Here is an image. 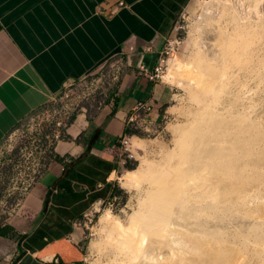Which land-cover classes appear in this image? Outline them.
Instances as JSON below:
<instances>
[{"label":"rangeland","instance_id":"1","mask_svg":"<svg viewBox=\"0 0 264 264\" xmlns=\"http://www.w3.org/2000/svg\"><path fill=\"white\" fill-rule=\"evenodd\" d=\"M164 51L180 102L132 142L83 264H264V0H193Z\"/></svg>","mask_w":264,"mask_h":264},{"label":"crops","instance_id":"2","mask_svg":"<svg viewBox=\"0 0 264 264\" xmlns=\"http://www.w3.org/2000/svg\"><path fill=\"white\" fill-rule=\"evenodd\" d=\"M192 3L0 0V157L11 134L66 84L107 63L124 67L117 82L106 71L103 94L98 92L103 105L83 104L57 159L17 216L0 229V264L84 263L91 215L113 203L123 188L118 162L128 116L138 102L154 107L143 131L132 137L138 147L134 139L156 132L180 102L173 82H152L139 67L154 71Z\"/></svg>","mask_w":264,"mask_h":264},{"label":"built area","instance_id":"3","mask_svg":"<svg viewBox=\"0 0 264 264\" xmlns=\"http://www.w3.org/2000/svg\"><path fill=\"white\" fill-rule=\"evenodd\" d=\"M165 54L168 53L163 51L153 72L141 65L140 74L152 82L162 81L160 66L164 62ZM123 68L107 63L80 81L66 84L61 93L50 96L29 122L11 134L9 143L0 157V229L17 216L25 197L57 159L58 147L67 140L70 126L75 122L83 104L87 101H97L101 103L100 106L103 105L98 92L102 91L103 94V76L107 75L106 71L108 70L117 82ZM153 111L151 104L141 101L128 116L126 125L129 134L120 141L121 155L118 164L121 168L129 167L135 160L132 137L143 131L144 122Z\"/></svg>","mask_w":264,"mask_h":264},{"label":"bare ground","instance_id":"4","mask_svg":"<svg viewBox=\"0 0 264 264\" xmlns=\"http://www.w3.org/2000/svg\"><path fill=\"white\" fill-rule=\"evenodd\" d=\"M130 182L132 183L133 181L130 180ZM121 227V226H120Z\"/></svg>","mask_w":264,"mask_h":264},{"label":"trees","instance_id":"5","mask_svg":"<svg viewBox=\"0 0 264 264\" xmlns=\"http://www.w3.org/2000/svg\"><path fill=\"white\" fill-rule=\"evenodd\" d=\"M0 234H3L2 232Z\"/></svg>","mask_w":264,"mask_h":264}]
</instances>
